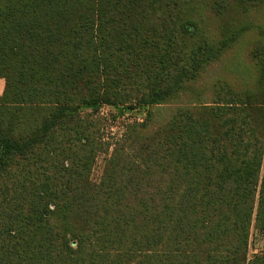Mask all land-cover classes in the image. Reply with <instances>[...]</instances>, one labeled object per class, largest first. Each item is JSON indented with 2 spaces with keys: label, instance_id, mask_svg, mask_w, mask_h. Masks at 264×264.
Instances as JSON below:
<instances>
[{
  "label": "trees",
  "instance_id": "1",
  "mask_svg": "<svg viewBox=\"0 0 264 264\" xmlns=\"http://www.w3.org/2000/svg\"><path fill=\"white\" fill-rule=\"evenodd\" d=\"M0 78V264H264V0H0Z\"/></svg>",
  "mask_w": 264,
  "mask_h": 264
},
{
  "label": "rangeland",
  "instance_id": "2",
  "mask_svg": "<svg viewBox=\"0 0 264 264\" xmlns=\"http://www.w3.org/2000/svg\"><path fill=\"white\" fill-rule=\"evenodd\" d=\"M3 87L4 82L0 78V94L2 93ZM99 111L106 118L102 124L103 138L105 141H114L115 139L120 138L127 125L133 123L134 121H141L145 116L146 110L143 107H135L129 112L120 115L118 114L116 108L111 106H102ZM169 114V110L163 112L161 111L159 114L160 119L164 120V118H166ZM106 159V153H98L90 174L92 182L97 183L99 181ZM261 252H264V232L252 229L248 246V255L251 256Z\"/></svg>",
  "mask_w": 264,
  "mask_h": 264
},
{
  "label": "crops",
  "instance_id": "3",
  "mask_svg": "<svg viewBox=\"0 0 264 264\" xmlns=\"http://www.w3.org/2000/svg\"><path fill=\"white\" fill-rule=\"evenodd\" d=\"M2 80H3V79H2ZM3 82H4V81H3ZM3 89H4V87H3ZM2 92H3V90H2ZM1 94H2V93H1ZM1 94H0V95H1Z\"/></svg>",
  "mask_w": 264,
  "mask_h": 264
}]
</instances>
